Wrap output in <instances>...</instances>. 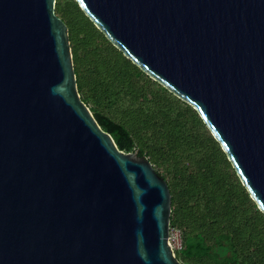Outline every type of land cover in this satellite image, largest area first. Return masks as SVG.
<instances>
[{
  "label": "water",
  "instance_id": "95a60500",
  "mask_svg": "<svg viewBox=\"0 0 264 264\" xmlns=\"http://www.w3.org/2000/svg\"><path fill=\"white\" fill-rule=\"evenodd\" d=\"M190 105L264 214V0H75ZM56 0H0V264H181L171 198L81 101Z\"/></svg>",
  "mask_w": 264,
  "mask_h": 264
},
{
  "label": "trees",
  "instance_id": "16d2710c",
  "mask_svg": "<svg viewBox=\"0 0 264 264\" xmlns=\"http://www.w3.org/2000/svg\"><path fill=\"white\" fill-rule=\"evenodd\" d=\"M68 28L78 94L124 153L167 183L181 264H264V214L198 113L143 73L85 16L56 0Z\"/></svg>",
  "mask_w": 264,
  "mask_h": 264
},
{
  "label": "built area",
  "instance_id": "2783aa9c",
  "mask_svg": "<svg viewBox=\"0 0 264 264\" xmlns=\"http://www.w3.org/2000/svg\"><path fill=\"white\" fill-rule=\"evenodd\" d=\"M168 243L174 253L181 248V232L178 229L170 228L168 232Z\"/></svg>",
  "mask_w": 264,
  "mask_h": 264
}]
</instances>
